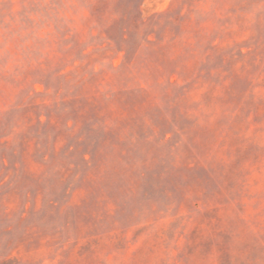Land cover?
<instances>
[{
    "label": "rangeland",
    "instance_id": "1",
    "mask_svg": "<svg viewBox=\"0 0 264 264\" xmlns=\"http://www.w3.org/2000/svg\"><path fill=\"white\" fill-rule=\"evenodd\" d=\"M0 264H264V0H0Z\"/></svg>",
    "mask_w": 264,
    "mask_h": 264
}]
</instances>
